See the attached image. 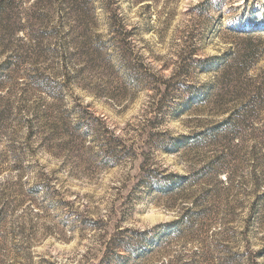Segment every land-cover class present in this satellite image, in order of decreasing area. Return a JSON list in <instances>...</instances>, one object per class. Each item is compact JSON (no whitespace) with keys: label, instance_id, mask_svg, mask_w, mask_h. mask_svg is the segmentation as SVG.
Segmentation results:
<instances>
[{"label":"rangeland","instance_id":"obj_1","mask_svg":"<svg viewBox=\"0 0 264 264\" xmlns=\"http://www.w3.org/2000/svg\"><path fill=\"white\" fill-rule=\"evenodd\" d=\"M120 263L264 264V0H0V264Z\"/></svg>","mask_w":264,"mask_h":264},{"label":"trees","instance_id":"obj_2","mask_svg":"<svg viewBox=\"0 0 264 264\" xmlns=\"http://www.w3.org/2000/svg\"><path fill=\"white\" fill-rule=\"evenodd\" d=\"M91 125L88 124V126L90 128H92V126H93V125L92 126ZM44 186H45V182H44V179H42L41 181H38L36 185H33L32 187H30V190L33 193H39L40 190H43ZM123 232L124 231H120L119 234H122ZM117 236H118V238H120L119 235H117ZM141 236H142V234H141ZM135 237L138 238L137 235H135ZM145 238H147V237H145ZM136 241H137V239H136ZM123 242L124 241L119 242V240H116L114 238L113 241L111 242V245H108V248H107L105 253H106V256H109V258L111 259L109 262H112V263L118 262L119 263V259L121 260L124 258V256L122 255L123 252L132 253L131 252V244L129 242H125V243H123ZM136 251L138 252L139 250L136 249Z\"/></svg>","mask_w":264,"mask_h":264}]
</instances>
